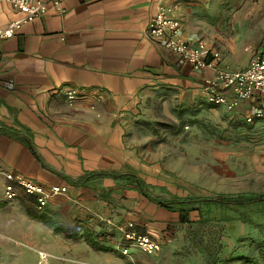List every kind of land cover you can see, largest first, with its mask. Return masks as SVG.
Wrapping results in <instances>:
<instances>
[{
  "label": "crops",
  "instance_id": "crops-1",
  "mask_svg": "<svg viewBox=\"0 0 264 264\" xmlns=\"http://www.w3.org/2000/svg\"><path fill=\"white\" fill-rule=\"evenodd\" d=\"M159 1L62 0L61 11L49 4L44 15L0 40V198L4 173L65 187L40 211L64 219L67 233L105 228L109 239L103 240L117 250L120 228L132 222L165 249V235L180 223L178 201L196 196L156 152L154 127L177 124L181 108L214 104L203 92L213 73L194 71L148 36ZM174 2L184 39L209 42L198 1ZM22 16L0 2V29ZM260 49L249 45L224 62L244 68L250 51ZM62 87L78 92L72 103L58 92ZM238 111L249 110L241 104ZM15 189L14 199L25 200L24 190ZM27 195L33 214L36 197ZM189 216L194 220L197 212ZM138 251L132 248L130 256ZM26 255L19 253L22 261Z\"/></svg>",
  "mask_w": 264,
  "mask_h": 264
},
{
  "label": "rangeland",
  "instance_id": "rangeland-1",
  "mask_svg": "<svg viewBox=\"0 0 264 264\" xmlns=\"http://www.w3.org/2000/svg\"><path fill=\"white\" fill-rule=\"evenodd\" d=\"M195 1L203 7L196 13L210 24L203 28V38L224 60H236L249 45L264 47V0ZM238 108L202 103L177 110V124L155 125L156 152L193 196L264 194V119L248 124ZM24 199L0 198V264H157L159 259L175 264H264V213L256 207L240 210L261 227L241 221L233 209L205 206L201 223L172 226L164 237L165 249L138 251L131 257L103 240L109 239L105 228L87 232L79 227L69 234L64 219L34 208L35 218L27 208L31 199L26 192ZM25 239L34 243L28 245ZM19 253H26V259Z\"/></svg>",
  "mask_w": 264,
  "mask_h": 264
},
{
  "label": "built area",
  "instance_id": "built-area-1",
  "mask_svg": "<svg viewBox=\"0 0 264 264\" xmlns=\"http://www.w3.org/2000/svg\"><path fill=\"white\" fill-rule=\"evenodd\" d=\"M0 2L9 3L23 14L21 18L9 22L0 29V40L13 37L23 25L44 15L49 4L59 11L62 10V0H0ZM176 10L174 0H160L156 13L148 25V36L169 49L194 71L209 70L213 73L211 78L205 79L203 86V92L211 104L224 106L229 110H234L242 104L249 110L245 116L248 124L262 121L264 119V49L251 50V57L244 68L231 69L225 64L219 51L210 48L204 40L196 38L190 43L184 39ZM58 92L65 96L69 103L78 96L76 90L65 87L60 88ZM4 176L7 180L4 199H14L15 188L20 187L27 194L36 197L38 210H42L53 196L67 191L61 186L38 185L15 173H4ZM120 230L122 242L117 248L124 255L130 254L133 247L147 254L156 253L161 248L158 240L137 232L132 222L121 227Z\"/></svg>",
  "mask_w": 264,
  "mask_h": 264
},
{
  "label": "trees",
  "instance_id": "trees-1",
  "mask_svg": "<svg viewBox=\"0 0 264 264\" xmlns=\"http://www.w3.org/2000/svg\"><path fill=\"white\" fill-rule=\"evenodd\" d=\"M180 219L182 224H195L204 221L205 206L214 205L223 209H233L237 212L239 219L245 223L255 226H262L255 223L252 218L245 212L240 210V207H256L257 211L264 213V194H257L252 192H241L235 194H218L215 197H193L192 199L180 200ZM196 211L197 217L192 220L189 216V211ZM92 246L97 249H103L94 242H90Z\"/></svg>",
  "mask_w": 264,
  "mask_h": 264
}]
</instances>
